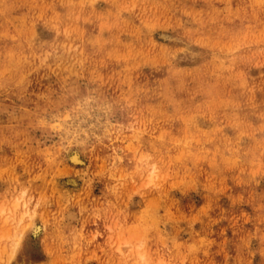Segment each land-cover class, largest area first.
I'll return each mask as SVG.
<instances>
[{"label":"rangeland","instance_id":"374dc122","mask_svg":"<svg viewBox=\"0 0 264 264\" xmlns=\"http://www.w3.org/2000/svg\"><path fill=\"white\" fill-rule=\"evenodd\" d=\"M20 195L0 264H264V0H0Z\"/></svg>","mask_w":264,"mask_h":264},{"label":"bare ground","instance_id":"6f19581e","mask_svg":"<svg viewBox=\"0 0 264 264\" xmlns=\"http://www.w3.org/2000/svg\"><path fill=\"white\" fill-rule=\"evenodd\" d=\"M69 159L72 163H82L80 160V157L77 152H72L69 155ZM26 200L23 198V196H17L15 200L12 203H9L8 205L3 204L0 207V214L8 213V215L12 214L15 210H21L20 214L18 215V223L16 229V236L17 241L15 242L16 247L20 246L21 239L23 238L24 233L29 230L32 234H37L40 231V226H38L36 223H33V219L31 216V213L29 210H27V204Z\"/></svg>","mask_w":264,"mask_h":264}]
</instances>
